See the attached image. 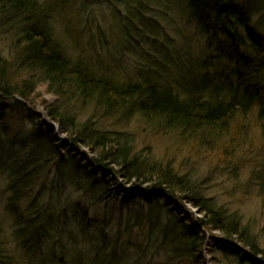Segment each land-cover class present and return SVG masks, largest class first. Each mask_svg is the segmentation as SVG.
Instances as JSON below:
<instances>
[{"label":"trees","instance_id":"16d2710c","mask_svg":"<svg viewBox=\"0 0 264 264\" xmlns=\"http://www.w3.org/2000/svg\"><path fill=\"white\" fill-rule=\"evenodd\" d=\"M65 1L0 0V264L120 261L103 227L91 222L87 205L66 197L59 214L52 213L65 177V186L79 179L87 189L95 187L97 202L116 199L119 189L107 172L132 187L119 196L120 205H158L165 217L174 218L167 225L177 241H164L171 254L163 264H198L199 225L247 246L252 259L242 255L240 262L264 264V244L259 240L263 247L258 246L237 214L201 194V184L169 162L144 158L130 134L106 127L111 120L113 125L135 121L157 136L174 134L185 145L196 141L209 156L222 148L239 150L253 131L264 136V0H106L114 34L133 63V78L125 80L103 66L111 52L106 42L97 50L94 41L105 36L99 27L92 35L89 27L78 37L69 28L62 33L56 7ZM174 17L191 22L201 50L179 30V37L171 38L174 31L164 21ZM39 88L56 99L45 114L66 136L57 147L52 130L33 111ZM85 111L91 116L83 119ZM65 148H85L92 157L75 159ZM169 200L191 203L203 214L199 223L170 215L178 211ZM59 229L61 236L51 235ZM60 243L87 246L89 255L78 248L68 258ZM218 249L225 257L236 252L224 243Z\"/></svg>","mask_w":264,"mask_h":264},{"label":"rangeland","instance_id":"374dc122","mask_svg":"<svg viewBox=\"0 0 264 264\" xmlns=\"http://www.w3.org/2000/svg\"><path fill=\"white\" fill-rule=\"evenodd\" d=\"M98 1L66 0L64 3L59 4L56 7L58 15L62 16H57L61 27L59 29L65 35L67 33L66 28H69L78 37L87 27L92 31L90 32L91 35L99 27L105 36H102L101 41H94L97 45V50L100 46H106L107 43V47H109L111 52V60L106 65H103L104 68L122 80L131 79L133 78V63L130 62V56L126 53L127 49L124 50L125 44L121 43V39H118L116 34H114L116 33L115 22L112 20L111 9L108 6L109 4H107L108 1L100 0L102 6ZM174 12L172 11L171 13L174 15ZM164 22L171 25L169 31H174V34L170 32L171 38L177 39L179 30L191 39V44L189 45L198 51L201 50V39L196 36L191 22L180 18L176 19L175 17L172 21L167 19ZM176 28L178 29L176 30ZM93 36L95 38V35ZM97 37L100 39L99 35ZM183 44L184 46H189L188 44ZM3 54L6 53L3 52ZM34 99V110L38 113H45V108L52 106L56 101L54 96L47 94L44 88L37 90ZM90 116L91 111H85L82 118L86 119ZM24 127L28 128V125L25 124ZM106 127L123 132L126 135H132H129V140L136 143L135 149L141 151L143 157L145 156L144 158L149 161L155 162V164L169 162L172 169L177 171L178 174L187 175L194 184L200 183L201 194L207 198H213L216 204L222 206L227 213L237 214L249 236H255L254 239H256L258 246L263 247L261 245L264 244V188L261 184L264 182V136L261 135L260 131L251 132L252 135L250 134V138L245 142L246 146H242L239 150L227 152L228 149L224 150L222 148V150L212 151V156H209V152L198 148L196 141H190L185 145V142L174 134H160L157 136L151 133L147 126L135 121L123 125H113L111 120L106 122ZM51 129L55 143L59 144V142L61 143L62 140L66 139V136L60 133L56 127ZM219 144L224 146L226 144L225 139ZM60 150L65 152L63 148ZM67 151H70V156L75 155V159L81 158L82 154L87 158L92 157V154L85 148H75L73 151L68 148ZM84 162L81 161L82 164ZM64 170L66 171V169ZM256 172L259 175H256ZM106 174L110 179V184L114 186L113 188L119 189L116 199L108 198V200L97 202L99 192L95 187L87 189L83 183L81 184L78 181L79 179H73L65 186L68 183V180L65 181L67 178L65 177L64 180L59 181L60 186L58 185V187L62 194L55 199L56 203L52 206L54 208L52 213L59 214L61 207L65 206L66 197L71 199L70 201H80L81 204L87 205L91 222L98 227H103L109 240L108 244L112 247L111 250L113 251L115 246H117L121 260L117 261V263L114 262V264H124L127 261L129 263L127 262L126 264H130V262L136 264H163L168 258L167 256L171 254L168 251L170 250L168 243L164 241H177L176 232L172 225H167V220L171 222L174 218L171 216L165 217L164 210L159 208L158 205L151 206L148 203L142 205L141 203L132 202L120 205L119 196H123L132 187L129 184H125L113 172L111 174L107 172ZM45 179H47L46 176ZM116 189H112V191ZM95 191L97 192L94 193ZM111 195L109 194V197ZM169 207H173L178 211V213L170 215L181 217L183 223H199L200 218L203 216L198 209L192 207L191 203L185 200ZM67 214H71V211H68ZM137 214H140V217L142 214V217L137 218ZM66 225L71 230H75L73 229L75 226L67 223ZM197 231L198 233H195V235L203 238L201 251L196 252L198 264H251L248 261H239L242 255L252 259L249 248L244 244L235 241L228 242L223 239L220 232L206 229L205 226L199 225ZM55 232L50 233L56 236L60 233L61 236L60 229L56 234ZM73 232L77 233L76 230ZM5 233L8 234L7 231ZM77 235L75 236L76 240L79 238ZM233 238V240L236 239L235 237ZM158 240L164 244L165 250L161 247L162 245ZM259 240L262 243L261 245ZM222 243L235 250L234 255L231 257L223 256L218 249L219 246H222ZM65 245L67 246V244ZM58 247H61V243ZM78 248L88 251L89 247H69L68 245L67 248L65 247L67 251L66 257ZM68 251H70L69 254ZM109 253L110 250H108L107 254ZM85 254L89 255V251ZM253 259L255 261L261 260L259 257ZM171 262L170 264H175L178 261L176 260L175 263ZM83 264H99V262Z\"/></svg>","mask_w":264,"mask_h":264},{"label":"bare ground","instance_id":"6f19581e","mask_svg":"<svg viewBox=\"0 0 264 264\" xmlns=\"http://www.w3.org/2000/svg\"><path fill=\"white\" fill-rule=\"evenodd\" d=\"M36 112H37V111H36ZM36 112H35V114H36V115L40 118V120H41V117H40ZM48 120H49V119H48ZM48 123L50 124V126L47 125V124H45L46 127L50 128V129H51L52 127H56V128L59 130L58 126H57L54 122H52V121L49 120ZM51 130H52V129H51ZM59 144H60V142H59ZM57 145H58V144L56 143L55 146L57 147ZM58 146H59V145H58Z\"/></svg>","mask_w":264,"mask_h":264},{"label":"water","instance_id":"95a60500","mask_svg":"<svg viewBox=\"0 0 264 264\" xmlns=\"http://www.w3.org/2000/svg\"><path fill=\"white\" fill-rule=\"evenodd\" d=\"M36 113L41 117L42 121L45 124L50 126V124L48 123L49 122L48 117H47V115L45 113H38V112H36Z\"/></svg>","mask_w":264,"mask_h":264}]
</instances>
